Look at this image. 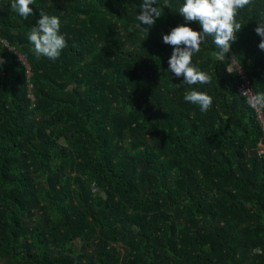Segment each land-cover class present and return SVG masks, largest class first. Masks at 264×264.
I'll return each instance as SVG.
<instances>
[{"label": "trees", "instance_id": "trees-1", "mask_svg": "<svg viewBox=\"0 0 264 264\" xmlns=\"http://www.w3.org/2000/svg\"><path fill=\"white\" fill-rule=\"evenodd\" d=\"M11 2L0 0V264H264L262 134L232 67L264 92V0L239 11L224 62L211 37L201 45L193 63L213 79L192 86L168 71L162 40L187 23L183 0L148 33L129 31L142 0H34L27 20ZM40 11L61 20L56 61L27 40ZM193 89L209 111L184 101Z\"/></svg>", "mask_w": 264, "mask_h": 264}, {"label": "clouds", "instance_id": "clouds-1", "mask_svg": "<svg viewBox=\"0 0 264 264\" xmlns=\"http://www.w3.org/2000/svg\"><path fill=\"white\" fill-rule=\"evenodd\" d=\"M253 0H183L178 13L187 23L173 27L168 34L162 35L163 43L172 47V53L168 59V71L176 78L183 77V85H209L212 83V74L202 71L193 63V55L201 51V45L208 37L219 51L212 53L218 62H224L233 42L237 39V33L241 30L242 24L237 20L241 9L252 5ZM34 0H12L10 7L21 18L27 20L33 15ZM157 5L156 0H142L140 13L136 16L139 24L129 27L139 29L148 33L158 18L163 15V8L171 9L169 0H165L162 6ZM39 19L31 27L27 40L33 46V54L37 57H46L50 61L60 58L62 51L68 47L67 40L61 34V20L58 16H49L44 11L39 12ZM195 22L200 26V31L193 30L188 23ZM254 32L261 39L258 44L260 50H264V21H261L254 28ZM5 44V42L3 41ZM10 51H15L5 45ZM234 58V57H233ZM6 63L0 57V68ZM236 71L240 65H234ZM181 87V85H176ZM243 96L247 97L249 107L264 116V92L252 93V90H244ZM185 102L198 105L202 113L209 111L213 106V98L206 92L189 90L183 97ZM257 254H262L260 248L254 249Z\"/></svg>", "mask_w": 264, "mask_h": 264}, {"label": "built area", "instance_id": "built-area-1", "mask_svg": "<svg viewBox=\"0 0 264 264\" xmlns=\"http://www.w3.org/2000/svg\"><path fill=\"white\" fill-rule=\"evenodd\" d=\"M233 69H234V65L232 66ZM240 77V80H241V85L239 86L238 88V91H239V94L241 96L242 95V92L244 90H252L248 81L246 80L245 76L239 71H236ZM253 93V91H252ZM246 98V101H247V97L244 96ZM254 112V115H255V120L257 121L258 125H259V128L261 129V134H262V143H259L258 144V148H257V158L264 161V116H262L261 114L257 113L255 110H253Z\"/></svg>", "mask_w": 264, "mask_h": 264}, {"label": "rangeland", "instance_id": "rangeland-1", "mask_svg": "<svg viewBox=\"0 0 264 264\" xmlns=\"http://www.w3.org/2000/svg\"><path fill=\"white\" fill-rule=\"evenodd\" d=\"M74 247L76 248H79V242L78 241H74Z\"/></svg>", "mask_w": 264, "mask_h": 264}]
</instances>
